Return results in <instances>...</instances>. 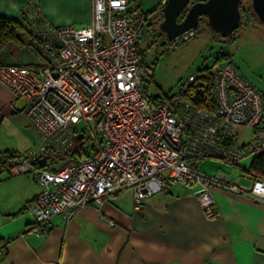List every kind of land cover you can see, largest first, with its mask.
<instances>
[{
  "label": "built area",
  "instance_id": "obj_1",
  "mask_svg": "<svg viewBox=\"0 0 264 264\" xmlns=\"http://www.w3.org/2000/svg\"><path fill=\"white\" fill-rule=\"evenodd\" d=\"M132 2L141 0H93L92 20L80 28L36 21L41 12L30 3L31 48L39 62L0 65V84L15 100L26 101L25 113L40 133L30 150L0 153V175L34 172L41 187L29 208L30 234L48 235L52 217L102 205L129 189L139 209L170 184L195 186L208 217L220 216L213 188L240 190L206 174L201 163L224 158L236 164L247 157L223 139L233 137L239 126L260 124L263 95L232 60H224L213 67L215 106L198 101L200 72L170 99L154 100L143 79L153 71L141 65L138 44L145 21L163 14V4L153 14H131ZM78 135H83L80 140ZM83 141L90 156L58 170L56 161L40 167L47 154L68 157ZM257 151L264 152V131ZM251 193L264 199V180H255Z\"/></svg>",
  "mask_w": 264,
  "mask_h": 264
},
{
  "label": "crops",
  "instance_id": "obj_2",
  "mask_svg": "<svg viewBox=\"0 0 264 264\" xmlns=\"http://www.w3.org/2000/svg\"><path fill=\"white\" fill-rule=\"evenodd\" d=\"M30 3L53 25L83 27L92 20L93 0H0V17L21 20ZM255 30L261 39L255 42L263 48L258 51L260 46L253 45L254 52L244 43L247 69L228 53L240 73L264 94V72L258 67H264V31ZM38 62L27 45L9 43L0 50V64ZM25 108L24 99L15 100L0 84V153L26 152L39 141L40 133ZM246 128L239 126L233 137L223 139L243 147L244 160L235 164L208 158L201 163L206 174L240 187L213 188L219 217L206 216L197 187L170 184L147 197L139 209L129 189L102 205L54 216L49 234L38 237L27 232L33 221L30 205L41 191L35 173L0 175V264H264V199L252 195L253 182L259 178L248 172L259 135Z\"/></svg>",
  "mask_w": 264,
  "mask_h": 264
},
{
  "label": "rangeland",
  "instance_id": "obj_3",
  "mask_svg": "<svg viewBox=\"0 0 264 264\" xmlns=\"http://www.w3.org/2000/svg\"><path fill=\"white\" fill-rule=\"evenodd\" d=\"M163 2L164 0H141V10L145 13L151 12L156 8H160ZM32 4L35 5L34 3ZM243 4L250 6V0H243ZM160 18L161 14L153 15L150 21L157 26ZM255 29L264 31V27L242 26L235 32L236 38L231 40L230 38L220 37L207 29L204 32L189 33L170 42L165 37L149 33L146 27V32L140 45L144 50L146 64L154 70V77L150 79L149 87L153 92L161 94L178 93L181 85L191 75L197 74L198 70L203 67L211 66L220 52H230L236 60L240 59V63L247 69L243 56V47L245 42L249 43V50L253 49L255 52L253 45H259L255 41L261 40L256 38L260 37V34ZM251 32L254 34H250ZM259 46L257 48L258 51L263 48V45ZM254 56L255 53H253ZM230 60L233 61L232 57ZM233 63L234 65L236 64L235 62ZM258 67H261V72H264L263 65L258 64ZM254 82L253 80V84L256 86V82ZM250 136V134L247 136V141L251 140ZM67 159L56 160V167H61Z\"/></svg>",
  "mask_w": 264,
  "mask_h": 264
},
{
  "label": "trees",
  "instance_id": "obj_4",
  "mask_svg": "<svg viewBox=\"0 0 264 264\" xmlns=\"http://www.w3.org/2000/svg\"><path fill=\"white\" fill-rule=\"evenodd\" d=\"M198 1H205V0H192L191 3L198 2ZM139 10H141V4H136V3L132 2V7H130V9H129V13L133 14V13L138 12ZM156 10H157V8L151 12H147V13L144 12V13L145 14H149V13L153 14ZM187 10L188 9H185L181 13V15L178 19L179 22H181L184 19L185 15L187 13ZM241 11H242V23H241L240 27H242V26L264 27V25L259 21L257 15L253 11V8L251 5V0H250V6H245L243 4V1H242ZM41 15H42V17L39 16L35 20L36 21H43V18H45V17L43 16L42 12H41ZM163 17H164L163 14H161V18H160V21L157 23V26L154 25V23L152 21H150V18H148L144 24V34L146 32L145 28L147 27L149 30L148 31L149 33H152V34L154 33L155 35H158L160 37H165L164 33H162L160 28H159V24L163 20ZM29 21H30V16H29V12L26 10V8L23 9L21 20H17L14 18L0 17V50H2L9 43L17 44L19 47H23V46L27 45L32 50L31 43H32L33 39H32L31 32L29 30V24H30ZM207 29L211 30L212 33H214L220 37H223V38H227V39L230 38L231 40L232 39L234 40L236 38L235 32L237 30H235L232 34H230L228 36H223L219 32H214L210 28L207 18L205 16H203L200 18V24L194 32L195 33L197 31L198 32L199 31L204 32ZM140 44H138V54H139L141 65L143 67H150L153 71L152 77H150V78L144 77L143 78L144 84H145L144 86L149 87L148 84L151 83L150 79L154 77V70L151 66L146 64L145 59H144V55H145L144 50L141 48ZM230 59H231L230 53L220 52V54L215 57V60L211 66L203 67L200 70H198L200 73H203V76L201 77V85L199 84L197 86H195V85L194 86L196 88V92L198 95V101L200 103H203V105H205V104L208 105L210 103L209 106H211V107L215 106V93H214V87H213V76H214L213 67L217 62H221L224 60H230ZM4 64H23V63H4ZM0 65H3V64H0ZM25 65H30V64H25ZM200 87H203L204 89H202ZM258 90L260 91L259 88H258ZM261 94L264 97V94L262 92H261ZM172 95L173 94H161V93L155 92L154 93V100L161 103L167 99H170ZM247 128H249V127H247ZM252 128L254 129L255 133H258V135H259V133L261 131H264V119L260 122V124H258L255 127H252ZM258 142H259V140H258ZM85 145H86V141H83L81 143H77L76 148L73 149V151L71 152V154L68 157H59V156H56V155L49 153L46 155V157L42 161H40L39 165H40V167L45 168V166H48V162H53V161H56L58 159H65V158H68V159L64 164H62L61 167L68 165V164H73V163L79 162L81 159H83L84 157L90 156V154H91V150L86 148ZM239 149L245 150V149H243V147H240ZM6 152H13V151H6ZM2 153H4V152H2ZM59 168L60 167L56 168L55 170H58ZM248 172L252 176H254L255 178H259L260 180H264V152H258L257 151L255 153L252 164L248 169Z\"/></svg>",
  "mask_w": 264,
  "mask_h": 264
},
{
  "label": "water",
  "instance_id": "obj_5",
  "mask_svg": "<svg viewBox=\"0 0 264 264\" xmlns=\"http://www.w3.org/2000/svg\"><path fill=\"white\" fill-rule=\"evenodd\" d=\"M243 0H205L191 3L192 0H164L163 20L159 28L168 41L178 39L194 32L200 24V18L205 16L210 28L223 36H228L237 30L242 23L241 5ZM253 11L264 25V0H251ZM187 13L179 22L181 13ZM83 135L76 136L80 140Z\"/></svg>",
  "mask_w": 264,
  "mask_h": 264
}]
</instances>
